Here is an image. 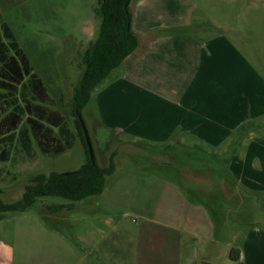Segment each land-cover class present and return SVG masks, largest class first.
I'll return each mask as SVG.
<instances>
[{
	"label": "rangeland",
	"instance_id": "rangeland-1",
	"mask_svg": "<svg viewBox=\"0 0 264 264\" xmlns=\"http://www.w3.org/2000/svg\"><path fill=\"white\" fill-rule=\"evenodd\" d=\"M129 10L142 29L163 30L175 22L173 28L193 35L206 31L212 34L211 38L239 46L259 74H264V0H131ZM0 19L11 29L31 73L52 100L47 106L62 115L73 137L71 146L64 145L65 149L57 154L42 152L32 134L31 147L25 151L18 130L11 139L0 140V199L11 203L21 197L30 177L73 171L86 162L72 103L81 75L92 58L91 46L99 35L100 0H0ZM123 69L122 64L102 79L80 110L96 163L105 167L112 160L115 166L114 173L106 177L103 191L79 201L41 196L26 211L6 212L0 219V243L10 255L0 257L5 256L8 261L12 257V264H34L39 262L37 254L51 255L49 248L64 255L70 247L96 264V258L102 255L103 237L120 235L125 253L130 251V243L142 237L148 240L160 230L169 243L179 238L183 221L189 225L197 220L203 222L204 210L218 218L214 252L219 255L213 261L216 264H222L224 252L230 255L234 254L233 249L239 250L250 230L264 233V192L260 191L263 182L259 179L247 181L226 175L223 183L232 189L231 197L225 196L223 188L213 191V195L205 186L192 189V166L200 167L203 173L221 174L233 153L247 148L220 145L216 151L213 149L211 160L180 148L152 152L141 145L147 141L134 143L128 134L117 135L103 129V124L112 119L108 114L116 112L117 120H123V114L131 113L137 106L135 91L122 74ZM106 86L105 91L117 89L116 95L115 91L112 93L117 97L104 98ZM9 111L8 105L0 108V119ZM24 118L20 128L25 127ZM54 133L57 136L56 128ZM254 137L260 142L259 133ZM148 145L159 147L157 143ZM251 149L255 147L252 145ZM183 155L187 164L182 162ZM199 161L203 165H196ZM259 161L244 166L264 168V159ZM241 165L234 162L232 166ZM60 205L58 212L47 210ZM164 224L174 228H165Z\"/></svg>",
	"mask_w": 264,
	"mask_h": 264
},
{
	"label": "crops",
	"instance_id": "crops-1",
	"mask_svg": "<svg viewBox=\"0 0 264 264\" xmlns=\"http://www.w3.org/2000/svg\"><path fill=\"white\" fill-rule=\"evenodd\" d=\"M174 24L165 25L169 27L163 30L142 29L136 15L132 17L131 28L138 36L139 44L119 66H124L122 74L133 86L137 106L131 113L123 114V120H117L116 112L108 114L112 119L103 124V129L117 135L128 134L134 143L147 141L159 146L171 143L185 153L196 152L211 160L220 145L245 147V151L233 153L231 162L221 174L203 173L200 167L192 166V179L195 180L192 189L205 186L213 195V191L223 188L225 196L231 197L232 189L228 183H223L225 176L231 174L247 181L259 179L263 182L260 191L264 192V168L251 166L247 169L244 166L264 159V74H259L239 46L221 38H211L209 35L212 34L206 31L190 34L181 28H173ZM106 88L103 87L104 98L117 97L112 95L114 91L116 95L117 89L105 91ZM256 132L260 142L254 137ZM183 159L182 162L187 164L185 155ZM198 159L199 156L196 161ZM234 162L242 164L241 167H233ZM195 163L203 165L202 161ZM207 211L204 210L206 219L203 222L197 220L189 225L183 221L179 238L169 241L171 245L162 230L157 236H149L148 240L142 237L134 244L130 243L127 253L120 235L103 237L102 255L96 258L99 262L96 264H216L213 261L219 255L214 252V244L218 243L215 240L218 218ZM164 227L174 228L170 224H164ZM0 245V255H10L7 247ZM238 248V259H231L226 251L222 264H264L262 231L250 230ZM50 249L51 255L37 254L40 255L39 262L33 263L95 264L77 255L70 247L64 255ZM12 263V257L9 261L5 256L0 257V264Z\"/></svg>",
	"mask_w": 264,
	"mask_h": 264
},
{
	"label": "trees",
	"instance_id": "trees-1",
	"mask_svg": "<svg viewBox=\"0 0 264 264\" xmlns=\"http://www.w3.org/2000/svg\"><path fill=\"white\" fill-rule=\"evenodd\" d=\"M130 1L100 0L99 35L91 46L94 49L92 58L87 62L88 66L74 91L72 107L86 162L73 171H52L30 177L19 199L11 203L0 199V219L6 212L26 211L41 196H58L70 201H79L99 195L104 189L106 177L114 173L112 160L105 167H100L95 159L91 161L78 114L80 115V110L87 103L95 86L138 46L139 38L131 28ZM48 104H52V100L45 93L41 81L31 73L27 58L19 48L11 29L0 19V108L8 105L10 109L0 119V140L11 139L18 130L17 136L25 151H29L31 147L30 134L44 153L57 154L62 152L65 146H71L73 137L62 115L49 108ZM23 117L25 127L20 128ZM55 128L57 136L54 133ZM145 147L152 152H167L175 148L171 143L156 148L147 145ZM61 207L49 206L47 210L54 213L60 211ZM232 251L234 254L231 253L229 257L237 260L239 250Z\"/></svg>",
	"mask_w": 264,
	"mask_h": 264
},
{
	"label": "water",
	"instance_id": "water-1",
	"mask_svg": "<svg viewBox=\"0 0 264 264\" xmlns=\"http://www.w3.org/2000/svg\"><path fill=\"white\" fill-rule=\"evenodd\" d=\"M78 119L80 121L82 130H83L84 139H85L86 147H87V150H88V155H89L91 161H93L94 160V155H93V150H92L91 142H90V139H89L87 130L85 128L84 122H83V120H82V118H81V116L79 114H78ZM203 264H208V263H203Z\"/></svg>",
	"mask_w": 264,
	"mask_h": 264
}]
</instances>
